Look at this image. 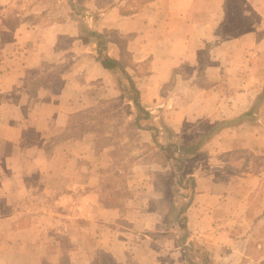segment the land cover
<instances>
[{
	"label": "crops",
	"instance_id": "obj_1",
	"mask_svg": "<svg viewBox=\"0 0 264 264\" xmlns=\"http://www.w3.org/2000/svg\"><path fill=\"white\" fill-rule=\"evenodd\" d=\"M196 1L149 0L144 11L106 9L93 17L88 10L102 0H85L81 15L74 0H53L52 9L49 0H0V247H43L54 261L67 245L70 264H245L264 249V193L262 207L248 206L264 182V0H201L195 10ZM83 25L124 40V70L150 113L138 118L148 145L173 152L194 139L175 132L182 122L192 120L197 136L238 118L194 153L178 154L185 163L204 152L193 172L186 164L178 180L147 169L118 191L105 180L110 162L99 161L106 148L96 150L88 133L66 134L71 116L118 94L138 117L122 71L102 66L92 39L81 42ZM61 36L77 49L60 83L15 95L61 56ZM107 38V56L119 59L115 38ZM149 58L147 83L138 73L135 79L131 70ZM167 83L176 91L165 94ZM181 191L182 238L172 218Z\"/></svg>",
	"mask_w": 264,
	"mask_h": 264
},
{
	"label": "rangeland",
	"instance_id": "obj_2",
	"mask_svg": "<svg viewBox=\"0 0 264 264\" xmlns=\"http://www.w3.org/2000/svg\"><path fill=\"white\" fill-rule=\"evenodd\" d=\"M52 1L53 0H49V6L51 9L55 7V2ZM147 1L149 0H102V2H99L98 4L99 9L93 8L92 10L94 11H88L93 14V17L96 16V12L106 11V9L115 13L137 12L140 10L144 11L145 8L149 7V5H145ZM84 2L85 0H74V6H81V12L79 11L80 15L82 13V10H84ZM194 5L195 10L196 8L201 9V0L196 1ZM199 11L200 10L194 12L198 13ZM151 20L153 21L155 20V18L152 17ZM46 21V17L41 18V22ZM139 21L143 22L140 19ZM83 35V40L81 42L86 41V38L88 39L84 32ZM105 35L107 37H112L115 39L118 38L115 32L112 30H108L107 32H105ZM133 37L135 38L136 35ZM73 42L74 40L72 38L61 36L56 46L57 51L60 52L61 56L58 59L53 60V62L45 63L41 69L36 70L33 73L34 76L26 81L23 86L18 88L14 94L20 95L22 93V90H28L30 94H33L39 87L34 86V84L36 83L39 85L46 83L47 81H55L60 83V73H62L67 68L68 64L73 59V55H75V52L72 50V48L77 49V43ZM134 45H136V42ZM151 59L152 58H149L137 63L136 69L131 70L132 74L135 76V79L139 77L136 75V73H138L142 75L140 80H145V82L147 83L148 79L145 78V75L148 74L147 72H150L149 68L151 67ZM169 90H171L172 92L176 91L175 88H172L171 85L167 83V86L163 87L162 91L165 92V94H168ZM130 107V104L123 98V96L118 94L115 99H104L97 105L95 104L93 108H90L92 110H90L89 112L83 113V110L79 114L77 113L71 116L68 120L67 130L71 132V135L79 137L82 136L83 133H88V141L91 140L96 150L98 149L102 151L103 147L106 148V151H104L102 155L99 154V161L102 164H105L106 162H110L111 164L104 172V174L107 176L105 177V180L111 179V182L109 181L108 184L111 185V183H113L114 181L117 186V190L121 191L122 189L120 186L121 184L126 183V179L132 182V180L135 179V174H143L147 169L150 170V174H154L155 176H166V178L172 175V173H175L174 176H177L178 180H181L182 175L185 171L183 166H186V164L190 166V171L188 173L193 172L192 165L194 166V163L197 160L204 159V152L200 151L198 154L191 157L190 162L185 161V163L179 164L176 161L172 160L173 158L171 159L169 157L170 153H172V156L174 157H180L178 155V152H170V150L164 151L162 149H158L153 144L151 138L150 140L152 143H150V145L146 143L145 139L148 136H146L144 133H141V130H138L139 126L134 120L136 110L131 109ZM155 112L160 115L159 112ZM160 116L163 118L164 115L161 114ZM162 122L164 121L162 120ZM182 123L183 124L181 125V127L176 129L175 132L183 134V136H185V139L189 141L190 138H196L195 126H193V121L187 120L186 122L184 121ZM145 124L147 125V121L141 120V125ZM162 124L161 127L162 129H164L165 126H162ZM200 126L204 127L206 125L203 126V123H201ZM263 193L264 182L260 184L259 189L253 194V196H251L248 206H251L252 208L262 207L263 204L261 201ZM181 194L182 195L178 196V198L176 199L177 204L172 205L173 207L177 208V214H172V218L175 217L178 221V234L180 238H182V236L184 235V227L182 226V224L184 219L183 213L185 210V201L183 198H180L185 194L184 191H181ZM160 204L162 209H164L165 211L170 209V203L165 201L164 199L160 202ZM168 218V214L162 215L160 218V222L164 225L166 224V221H168ZM247 219L248 218H246L245 220ZM258 238V241H262V244H264V236L262 237L259 235ZM68 247L69 246L67 245L64 246V253H61L58 257H56L57 261L56 259H54V257V261H52L50 257H48L47 249L43 247H0V264H70V257L72 256V254L68 253V251H72L74 253V249H70ZM261 248L262 249L258 250V254L256 255L255 253L256 256H253V259H249V262L245 264H264V249L263 247ZM77 255H79V252L77 253ZM39 256H42V258L38 261H34V258H37Z\"/></svg>",
	"mask_w": 264,
	"mask_h": 264
},
{
	"label": "trees",
	"instance_id": "obj_3",
	"mask_svg": "<svg viewBox=\"0 0 264 264\" xmlns=\"http://www.w3.org/2000/svg\"><path fill=\"white\" fill-rule=\"evenodd\" d=\"M81 6L79 5H75V12L77 14H79ZM82 32L85 33V35L92 39L95 43H96V53H97V59L100 61V63L102 64L103 67L107 68V69H112V68H119L125 79H127L129 86L127 89H124L123 91L129 95V97L132 99L135 108L137 109V115L138 117H136L135 122L137 123V125L140 127V124L138 122V118L141 117L143 119H148L150 117V113L149 111H147L141 104L140 100H139V91L136 88L133 79L131 78V76L124 70L125 65L128 63L129 61V53L125 50L124 48V40L121 38H116L115 41L117 42L120 50H121V56L119 59H114L111 58L109 56H107L105 50L107 49V41L108 38L105 35V32H99L96 30H92L89 29L88 27H86L85 25H83L82 27ZM35 87L39 86V84H34ZM263 93H264V88H263ZM90 108L86 109L83 111L84 112H89ZM238 118H233V119H224V120H220L218 122L215 123V125L208 131L206 132V134H199L196 136V138H194L188 145L187 144H182L179 146H175L173 151H177L178 154L181 153H188L192 154L195 152V150L203 143L206 141V139L208 138L210 133H213L215 130L224 127V126H228L230 124H232L234 121H236ZM68 129V128H67ZM67 135H70L71 132H69L68 130L66 131ZM188 150V151H187ZM186 151V152H183ZM176 157V156H175ZM173 157L175 159V161L179 164H181L183 161V158H179V157Z\"/></svg>",
	"mask_w": 264,
	"mask_h": 264
}]
</instances>
